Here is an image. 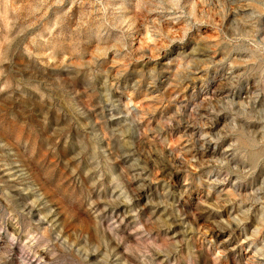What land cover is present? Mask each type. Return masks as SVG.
I'll list each match as a JSON object with an SVG mask.
<instances>
[{"label":"rangeland","instance_id":"rangeland-1","mask_svg":"<svg viewBox=\"0 0 264 264\" xmlns=\"http://www.w3.org/2000/svg\"><path fill=\"white\" fill-rule=\"evenodd\" d=\"M0 264H264V0H0Z\"/></svg>","mask_w":264,"mask_h":264},{"label":"bare ground","instance_id":"bare-ground-1","mask_svg":"<svg viewBox=\"0 0 264 264\" xmlns=\"http://www.w3.org/2000/svg\"><path fill=\"white\" fill-rule=\"evenodd\" d=\"M234 226V225H233ZM236 226V225H235Z\"/></svg>","mask_w":264,"mask_h":264}]
</instances>
